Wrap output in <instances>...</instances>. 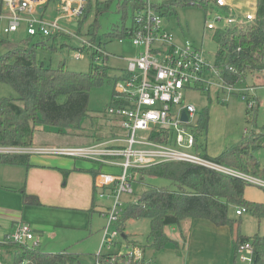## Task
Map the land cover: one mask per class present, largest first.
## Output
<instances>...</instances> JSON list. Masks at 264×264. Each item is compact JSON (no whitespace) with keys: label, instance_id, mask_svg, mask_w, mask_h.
<instances>
[{"label":"rangeland","instance_id":"rangeland-1","mask_svg":"<svg viewBox=\"0 0 264 264\" xmlns=\"http://www.w3.org/2000/svg\"><path fill=\"white\" fill-rule=\"evenodd\" d=\"M97 2H109V8L98 17L97 36L98 41L100 40L109 54L107 66L110 75L116 78L121 71L126 70L128 61L136 58L141 49L133 46L128 40L118 43L115 38L105 36L111 33L113 26L121 27L125 9H127L125 24L127 27L132 25L131 10L129 6L124 8V0H88L91 10L85 19L80 36L86 38L85 27L91 25L95 19ZM229 3L227 1V7L234 18H243L254 10V0H229ZM118 6L121 8L120 11ZM212 13L213 11L206 13L198 7H185L178 8L175 13L163 18V26L172 34L174 41L176 43L188 41L201 49L203 58L210 65H213L217 51V45L212 39L213 31L206 28V21L212 19ZM0 37L18 43L26 37V34L24 28H21L16 34L5 36L1 33ZM38 39L46 41V38ZM38 39H33V42ZM68 45V48L62 49L59 54L39 49L36 51V60L48 62L51 58V63L64 60L68 71L87 73L91 61L88 54L83 53L80 60H75L74 56L80 43L71 38ZM208 81L211 83L208 91L191 92L188 95V102L194 104L198 113L208 110L206 131L199 138V143L204 147L200 148L199 153L217 158L226 148L240 141L245 130L256 129L257 133H264V72L248 73L243 82L233 86V90H228L229 88L226 87L222 89V81L210 74ZM106 85L90 92L88 117L81 120L80 129L65 130L60 133L55 128L43 125H37L35 128L33 146L30 150H33L32 148L37 150L30 157L55 158L56 162L69 160V169L57 165L34 168V170L0 167V218L10 215L12 212L10 207L13 203L16 204L17 199L20 200L21 206L25 209L16 214L18 217L22 216L29 224L38 242V249L42 253L49 254L71 253L76 257V262L73 264H96L95 257L98 254H112L115 258L111 264H130L122 257L129 243L143 249L146 264H182L184 253H181V256L177 255L173 242L167 243L160 251H155L150 246L148 240L150 224L147 219L126 221L124 230L119 232L114 240L115 243L111 246L108 244L101 246L103 228L107 221L100 213H103L106 207L112 206L113 201L100 199L92 191L90 175L77 174L72 167V161L77 162L75 169L97 170V165L88 160L74 159L46 151L51 148L90 145L97 140V135L106 138L118 132V129L109 122L110 119L106 114L113 93V86ZM0 98L16 100L17 94L10 86L0 83ZM252 103L255 104L254 110L246 115V109ZM255 157L264 168V146L255 151ZM101 170L107 172L109 168L101 167ZM25 181L26 184L29 183L31 194L27 192ZM150 187L174 188L165 179L146 176L138 178L132 183L133 194L121 195L124 208L128 202L136 199ZM22 188L27 195L35 196L41 205L24 207ZM243 198L248 202L264 204V189L248 185L244 190ZM235 211V206L229 205L228 218L233 223L239 224L241 235L264 236V218L258 220L246 212L237 216ZM199 222L206 227H200L201 230L196 231V239H201L202 243L191 251L190 258L195 264H249L241 260V254H237L234 258L231 231L227 226L217 229L208 221ZM208 226L210 229H207ZM13 229L8 220L0 219V244L4 242L7 233L12 234L15 231ZM112 230H116L114 225L108 235ZM0 264H14L12 256L0 254ZM17 264H27V262Z\"/></svg>","mask_w":264,"mask_h":264},{"label":"trees","instance_id":"trees-1","mask_svg":"<svg viewBox=\"0 0 264 264\" xmlns=\"http://www.w3.org/2000/svg\"><path fill=\"white\" fill-rule=\"evenodd\" d=\"M144 3L145 0H124V8L129 6L131 10L132 25L135 12L141 10ZM214 3L215 0H158L154 7L164 18L175 13L176 9L185 7H198L207 13L214 10ZM108 8L109 2H97L95 19L85 27L86 36L97 40L98 17ZM120 9L118 6V11ZM90 10L88 3L78 24L79 34L82 33ZM223 13L228 14V8L225 7ZM252 14L251 21L213 31L212 39L217 45L213 66L218 70L225 87L233 88L235 84L243 82L248 73L264 72V0H254ZM126 17L127 9L121 27L113 26L111 33L105 36L127 38L132 25L126 26ZM38 38L26 35L16 43L0 37V83L10 86L17 94L16 100L0 98V148L30 149L37 125L55 128L60 133L80 129L81 120L88 117L90 92L105 84L113 86L116 79L110 75L108 58H102V65L94 64V53L90 51L88 56L91 61L87 73L68 71L64 60L57 63H51V58L48 62L37 61V50L46 49L52 54H59L62 49L68 48V41L71 39L65 34L46 38V41ZM33 39L38 40L33 42ZM254 105L252 103L246 109V115L254 110ZM207 122L208 110L198 113L193 131L197 152L204 147L199 143V138L206 131ZM101 138V135H97V139ZM263 146L264 133H257L256 129H252L245 130L242 139L226 148L217 158H210L206 153L199 154L221 167L264 180V168L255 157V151ZM29 162V153H0V166L28 168ZM136 172L139 178L146 176L165 179L174 188L150 187L128 202L119 219V232L124 230L128 220L147 219L150 224L148 240L155 251L162 250L169 242H173L176 249L184 250L190 237V224L195 220H205L216 227L227 226L230 229L234 258L237 257L240 246L250 243L253 253L249 264H264V236L245 237L239 231V224L228 218L229 205L244 209V213H249L258 220L264 218V204L248 202L243 198L246 186L251 185L247 181L202 166L177 162ZM21 195L24 204L39 205L38 199L27 195L24 189L21 190ZM170 228L177 230L176 240L168 235ZM0 254L11 255L14 264L24 261L27 264L76 262V257L71 253H42L38 247L28 248L12 242L9 236L0 244ZM112 256L106 254L98 258L103 261ZM128 263L146 264L145 260Z\"/></svg>","mask_w":264,"mask_h":264},{"label":"built area","instance_id":"built-area-1","mask_svg":"<svg viewBox=\"0 0 264 264\" xmlns=\"http://www.w3.org/2000/svg\"><path fill=\"white\" fill-rule=\"evenodd\" d=\"M157 3L158 0H145L144 7L135 12L130 35L116 39L118 43L128 40L141 49L113 83L112 104L106 114L118 132L111 137L97 139L90 145L46 150L97 165L93 190L100 199L113 201L112 206L103 211L107 222L101 246L115 243L124 208L120 198L123 194H133L132 183L139 178L137 170L171 162L187 163L244 179L252 186L264 189V180L221 167L196 151L193 131L198 111L194 104L188 102V95L194 91H208L211 85L208 75L219 79L220 75L203 58L201 49L188 41H174L172 34L163 26V17L154 7ZM87 4L88 0H2L0 33L7 36L24 28L25 34L31 37L49 38L65 34L80 43L75 60H80L83 53L90 51L94 53L92 63L102 65V58L109 57L104 45L98 38H82L78 33V24ZM225 7L227 0H215L213 17L206 21L207 30L224 29L253 19L252 13L234 18L230 13H223ZM183 113L187 117L185 122L182 120ZM30 149L0 148V153L32 154L36 151ZM101 167H108L111 171L104 172ZM242 213V208L235 211L237 216ZM113 225L116 230L108 235ZM9 239L28 248L38 247L26 223H20ZM252 253L250 243L240 246L237 251L241 260L249 263ZM99 256L102 255L96 256V264H111L115 258L101 261ZM122 257L127 261H144L142 249L134 245H127Z\"/></svg>","mask_w":264,"mask_h":264},{"label":"crops","instance_id":"crops-1","mask_svg":"<svg viewBox=\"0 0 264 264\" xmlns=\"http://www.w3.org/2000/svg\"><path fill=\"white\" fill-rule=\"evenodd\" d=\"M227 1L229 3V0H227ZM229 5H230V3H229ZM253 8H254V6H253ZM0 26H1V24H0ZM32 149L33 150H37L35 148H32ZM56 161L57 160L55 158H48V157H41V156L40 157H30V162H29L30 163V166L28 168H25V167H20V168H25L26 170H29V169L34 170V168H39V167H44V166H53V165H57V166H59L61 168H64V169H69L70 168V166H69L70 161L69 160H58V162H56ZM72 163H73L72 164L73 165L72 167L74 168V171L77 174H84V173L89 174L90 177L92 178V184H93V176L97 173L98 170L92 169V168H90L88 170H85V169H75L76 166H77V162L76 161H72ZM2 167L14 168V167H18V166H2ZM108 171H111V170L109 169ZM25 186L27 187V192L31 194L32 191H30L29 183L26 184V181H25ZM92 191L94 192V190H92ZM29 196H31V195H29ZM22 204L24 205V207L33 206V205H26L24 203H22ZM40 205L41 204L39 202V205L38 206H40ZM22 209H25V208H23L21 206V201L17 199L16 204L13 203L12 206L10 207V210L12 211L11 214L8 215V216H1L0 219H2V220H8V222L11 223V226L14 229H16V227L20 223H26V224H28L26 221H24V219H23L22 216L18 217V215L16 214V212H19V211H20L19 213H21ZM100 214H103L104 215V213H100ZM2 217H4V218H2ZM199 221L200 220H195V221H193L190 224V237H189V241H188V244H187L186 248L184 250H178V249H176L174 247V251H175V253L177 255L181 256V253H184V256L182 257V259H183L182 264H195L193 262V260L190 258V254H191L192 249L194 250L195 248H197L202 243L201 242V239H198V240L196 239V231H197V229H198V231H200L201 230L200 227H206L204 224H199V223H201ZM214 227H216V226H214ZM223 227H225V226H223ZM216 228L219 229V228H222V227H216ZM207 229H210L209 226H208ZM193 231H195V233H193ZM10 234H11V232L7 233L6 235L9 236ZM168 235L172 239H174V240H176V238L178 236L177 233H176V230H174V228H170L168 230ZM127 245H133V244L132 243H129ZM142 251H143V249H142ZM143 253H144V251H143Z\"/></svg>","mask_w":264,"mask_h":264},{"label":"water","instance_id":"water-1","mask_svg":"<svg viewBox=\"0 0 264 264\" xmlns=\"http://www.w3.org/2000/svg\"><path fill=\"white\" fill-rule=\"evenodd\" d=\"M76 24H74V26H75ZM182 120L185 122V121H187V117H186V114L185 113H183L182 114Z\"/></svg>","mask_w":264,"mask_h":264}]
</instances>
